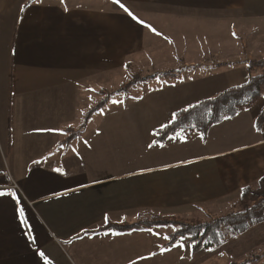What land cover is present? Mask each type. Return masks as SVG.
Here are the masks:
<instances>
[{"label": "crops", "instance_id": "0c3cea01", "mask_svg": "<svg viewBox=\"0 0 264 264\" xmlns=\"http://www.w3.org/2000/svg\"><path fill=\"white\" fill-rule=\"evenodd\" d=\"M157 40L176 50L207 43L225 58L164 61L83 123L101 87L116 90L117 74L145 61ZM263 55L264 0H0V192L14 193L0 196V264L259 258L264 221L195 253L187 237L165 247L173 224L90 231L241 208L240 190L264 176V123L255 128L264 89L204 136H155L174 111L246 81V61ZM169 70L175 75L159 74Z\"/></svg>", "mask_w": 264, "mask_h": 264}, {"label": "trees", "instance_id": "16d2710c", "mask_svg": "<svg viewBox=\"0 0 264 264\" xmlns=\"http://www.w3.org/2000/svg\"><path fill=\"white\" fill-rule=\"evenodd\" d=\"M248 78L246 81L228 86L216 94L199 100L187 107L177 110L171 119L155 136L158 142L164 141L178 129L186 133L198 131L204 136L208 128L224 118L235 114L240 108L251 106L258 100L261 87L264 84V58L246 61ZM176 71L169 70L159 73L161 76H173ZM146 77L133 75L132 79L124 83L116 91H126L133 83L144 80ZM108 97L90 107L83 116V123L106 101ZM264 123V106L255 118V128L260 129ZM71 135L65 138L67 141ZM241 208L229 211L226 214L208 219L186 222L181 218H151L144 217L134 223L107 222L90 233H100L106 230L127 232L142 230L152 225L173 224L175 230L167 235L165 247L173 245L181 237H187L191 243L193 253L199 250L216 248L227 240L245 232L252 225L264 221V176L257 180L254 186H245L240 190ZM254 200V202H250ZM251 258L241 261H231L228 264H250Z\"/></svg>", "mask_w": 264, "mask_h": 264}, {"label": "rangeland", "instance_id": "374dc122", "mask_svg": "<svg viewBox=\"0 0 264 264\" xmlns=\"http://www.w3.org/2000/svg\"><path fill=\"white\" fill-rule=\"evenodd\" d=\"M153 45L154 47L152 50H145V61H136L135 64L131 65L130 68H127L121 73L117 74L114 81H112V85H114L116 89L131 80L133 75L138 74L145 77L148 72L156 73L162 66L165 65L164 61H194L195 63H199L202 61H222L225 58L224 50H222L220 53H217V50H213V48L207 43L205 45L197 44L196 47H191L190 49L180 47L179 50L172 49L171 44L167 45L162 40H157L153 42ZM213 46H219L225 49L236 48L237 52L239 53H243L245 49L244 46L240 43H237L236 45L231 47L230 45L221 44L218 41H213ZM215 51L216 55L213 54ZM262 57H264V55ZM178 69H180V67H178ZM108 86L110 85H107L106 87H101V90L103 91L101 92L100 101L105 99L106 97H109L111 93L119 92L113 89H109L110 87ZM261 89L263 91L264 84L262 85ZM176 111H174L173 114ZM173 114L171 115V117L173 116ZM261 250L263 251L259 252ZM257 252L261 256H259V258H256V260L252 261L250 264H264V243L262 244V248L256 249L255 253ZM250 254H254V251H251ZM250 256L251 255H249L248 257ZM225 262L227 261L223 260L220 263L207 261L201 264H225Z\"/></svg>", "mask_w": 264, "mask_h": 264}, {"label": "snow or ice", "instance_id": "6c2138e0", "mask_svg": "<svg viewBox=\"0 0 264 264\" xmlns=\"http://www.w3.org/2000/svg\"><path fill=\"white\" fill-rule=\"evenodd\" d=\"M3 195H13L14 196V193H4V192H0V196H3ZM20 214L23 215V209L20 210ZM41 255H43V253H41Z\"/></svg>", "mask_w": 264, "mask_h": 264}, {"label": "built area", "instance_id": "2783aa9c", "mask_svg": "<svg viewBox=\"0 0 264 264\" xmlns=\"http://www.w3.org/2000/svg\"><path fill=\"white\" fill-rule=\"evenodd\" d=\"M14 186H16V184H14Z\"/></svg>", "mask_w": 264, "mask_h": 264}]
</instances>
